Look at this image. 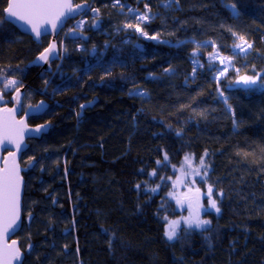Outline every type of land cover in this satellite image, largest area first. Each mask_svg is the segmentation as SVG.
Instances as JSON below:
<instances>
[{"label":"trees","instance_id":"1","mask_svg":"<svg viewBox=\"0 0 264 264\" xmlns=\"http://www.w3.org/2000/svg\"><path fill=\"white\" fill-rule=\"evenodd\" d=\"M166 1L121 0L140 11L147 2L153 14H159L148 25L150 34L159 32L160 39L172 42L192 37L212 40L223 46L224 55H231L233 39L220 25L230 26L254 43L246 57H235L236 66L249 65L242 72L252 65L264 69V0H239L243 5L239 20H233L225 7L236 0H179L178 6L164 8ZM88 2L101 10V31H87L90 40L84 45L64 39L61 32L57 41L59 48L67 47V59L59 72L60 61L52 64L54 75L35 66L15 74L31 93L25 99L28 104L43 100L49 106L48 114L31 117L28 124L51 122L47 134L28 141L20 160L26 168L30 156L44 157V171L37 165L23 173L22 217L26 221L27 210L35 217L31 228L15 236L23 253L29 242L35 246L25 264H264V157L259 152L264 145V96L225 91L237 118L243 120L234 134L231 115L216 93L213 72L207 70L211 48L200 49L205 68L198 70L193 82L189 56L194 45L174 48L135 34H114L110 32L113 0ZM6 28L0 34V67H25L50 39L38 49L13 25ZM126 39L130 43H124ZM134 42L143 45V59L136 54ZM93 45L103 54L101 66H95L97 58L90 54ZM82 46L86 52L80 50ZM116 56L127 66L112 68L109 62ZM169 65L177 70L174 76L163 75ZM107 68H112L110 77L105 75ZM122 73L130 79H121ZM44 79L52 81L47 94H42ZM65 81L70 86L53 95V87ZM228 83L224 80L221 87ZM135 90L148 95L130 96ZM86 103L92 106L77 116ZM179 129L182 137L176 136ZM205 148L215 153L206 159L213 166L214 193L220 189L224 193L222 202L218 200L221 213L203 215L212 221L209 231L197 230L180 242H167L162 217L178 216L173 198L167 195L171 180L158 193H151L148 189L160 179L150 178L149 173L156 169L159 176L172 179L178 173L171 165L166 171L158 168L160 150L168 151L179 168L184 152L193 153V161H198ZM198 187L207 188L201 182ZM66 229L70 230L67 236Z\"/></svg>","mask_w":264,"mask_h":264},{"label":"snow or ice","instance_id":"2","mask_svg":"<svg viewBox=\"0 0 264 264\" xmlns=\"http://www.w3.org/2000/svg\"><path fill=\"white\" fill-rule=\"evenodd\" d=\"M173 3L178 6L179 0H168L163 6L171 8ZM0 4L3 5L0 8V34L8 31L6 25H13L15 28L32 36L33 42L38 46V49L49 36L58 37L61 32H64V39L84 45L90 40V37L85 34L87 31H101L103 29L100 8L94 7L88 0H81L80 3H75L74 0H0ZM111 6L119 8L121 15H125L124 9H127L128 20L123 23L122 27L116 28L117 32L130 30L138 34L139 38H143L146 41L164 43L174 48H181L187 44L194 45L195 47L189 56L192 64L191 79L193 82L197 79L198 70L205 68V63L201 60L202 54L200 49H212V51L207 53L206 57L207 70L213 72L212 80L216 84V93L225 105L224 111L231 115L232 132L237 134L243 120L237 118L236 110L229 103L230 97L225 95V91H241L249 95L259 94L260 96H264V69L257 70L255 65H252L250 70L242 72V68L249 69V65L236 66L235 57L241 54L246 57L250 50L253 49L254 43L250 42L245 35L238 33L230 26L225 28L223 24L220 27L229 32L233 39L230 49L231 55H224L222 53L223 46L218 45L212 40L198 41L195 37L187 40H177L176 42L162 40L160 39L159 32L150 34L147 30L151 21L159 15L158 13L153 14L149 3H144V11L132 8L126 3H122L121 0H113ZM225 7L233 20L241 18L243 5L239 3V0L226 3ZM89 14L92 17L91 23L87 19H84ZM77 17H81V19H76ZM69 21H75V23L65 32V26L68 25ZM129 42L124 41V43ZM60 44L61 46L63 45L62 40ZM104 47H109V44L105 43ZM134 48L137 50L136 54L143 59L145 54L143 45L136 44ZM80 50L87 51L83 46ZM67 51V47L58 48L57 42L53 40L49 41L47 46L43 47L42 50H38L35 59L30 61L25 67L21 68L19 65L15 68L0 67V85H3V88H0V104L5 105L4 107H0V147L9 146L6 149L7 155L0 157V264H25L27 256L31 255L35 249V246L29 242L27 252L23 253L17 240L13 239L11 242L9 240L11 235L23 232L26 227L31 228L35 220L31 210H27L26 221L22 217L21 192L22 188L25 187V181L21 173L29 172L36 168L37 165H41L40 170L44 171L42 167L44 157L37 160L35 156H30L27 161V167H21L20 160L28 148L25 142L26 138H39L51 128V122L30 128L28 117H40L48 114L50 111L49 106L45 101L41 100L36 104L29 103L27 108H25L24 100L29 98L31 93L27 91L21 92V88L24 85L22 80L15 78V74L20 73L22 75L31 66L42 67L43 65H48V73L54 75L52 73V64L60 61V63H56V70L59 72L64 60L67 59ZM91 54L97 58V65L95 66H101L103 64V54L98 52L95 45L92 47ZM109 63L112 68L117 64L120 67L127 66L119 56L114 57ZM92 67L94 66H89V71H91ZM112 68L105 69L107 77L112 75ZM176 71V68L169 65L164 69L163 75L174 76ZM231 73H235L234 78L231 76ZM60 74L63 78V73L61 72ZM120 78L123 80L130 79L129 77H125L123 73ZM157 78L155 76L148 77V79ZM101 79L103 80L105 77H101ZM224 80L229 81L226 88L221 87ZM43 84L44 89L42 94H47L48 88L52 86V81L44 79ZM69 86V83L65 81L61 85L53 87V95L57 92H63ZM8 92H15V95L11 97V101L4 98ZM129 95L146 97L148 93L143 90H137L135 92L130 91ZM10 102H14V106L11 108L7 107V104ZM85 107L86 105L80 106L81 112H78L77 116L81 115ZM18 112H24V117L17 119ZM261 115L264 116V109H261ZM176 136L182 137L183 130H177ZM160 151H163V157L162 160L157 159L155 162L158 168L161 171H166L169 165H171L173 172H178L179 174L175 176V179H172L171 176H159V172L154 169L149 173V176L150 178L158 177L160 183L156 184L155 187L149 188L148 191L158 193L161 188L167 187V181L171 180L172 191L168 192L167 195L173 198L180 208L186 206L187 210L186 216L180 215L177 219H169L167 215L162 217L164 226L163 235L166 241L176 243L184 240L188 235L197 230L200 232L209 231L212 221L202 218L201 213L203 212L205 215H208L211 214L212 210H215V213L220 214L221 208L218 206V200L222 202L224 195L222 189L214 193V183L210 182L213 166L210 160L206 158H210L215 153L205 148L203 154L198 157V164L194 165V154L184 152L183 160L180 161L179 168H177V165L172 163L169 152L166 150ZM178 151H183V148ZM259 152L264 157V145L259 146ZM245 155H248V153H245ZM143 171L141 169V172ZM196 177H199L200 182L207 186L206 193H203L200 187H196ZM182 186L187 187V191L178 193L176 189ZM136 187L139 190L141 185L137 184ZM205 195L207 197V206L202 202V197ZM161 207L163 209V202ZM164 210L166 211V209ZM49 228L54 231L51 222ZM64 234L65 236L69 235L70 230L66 229ZM205 239L209 238L205 237ZM67 247L68 245H65V248ZM77 251H79V248H77Z\"/></svg>","mask_w":264,"mask_h":264},{"label":"rangeland","instance_id":"3","mask_svg":"<svg viewBox=\"0 0 264 264\" xmlns=\"http://www.w3.org/2000/svg\"><path fill=\"white\" fill-rule=\"evenodd\" d=\"M167 2H168V0H167L165 3H163V5L166 4ZM122 3H123V2H122ZM128 6H129V5H128ZM130 7H131V6H130ZM163 7H164V6H163ZM132 8H134V7H132ZM164 8H165V7H164ZM120 11H121V10H120L119 8H114V16H112V19L110 20V26H111L110 32H112V33H114V34L119 33V32L116 31V28H117V27H122V26H123V23H124L126 20H128L127 9H124L125 15H121V14H120ZM142 11H144V9H143ZM79 19H81V17H80ZM84 19H87L88 22L91 23V20H92L91 14H89L87 17H84ZM101 19H102V17H101ZM102 20H103V19H102ZM132 22H134V21H132ZM73 23H75V22H73ZM64 31L66 32L67 30H64ZM121 32L130 33V34H135V36L138 37V34L133 33V32H131L130 30H129V31H121ZM63 34H64V33H63ZM63 34H62V36H63ZM142 39H143V38H142ZM125 41H130V39H126ZM129 43H130V42H129ZM136 44H138V43L134 42V45H136ZM91 51H92V50H90V54H91ZM200 52H201V50H200ZM241 55L243 56V54H241ZM206 57H207V56H206ZM0 88H3V85H0ZM135 91H137V90H135ZM135 91H133V92H135ZM24 92H25V90H24ZM8 93H12V92H8ZM24 104H25V106L28 105V103H27L25 100H24ZM193 163H194V165H195V164H198V161H193ZM178 174H179V173H177V175H178ZM195 179L197 180L196 187H198V183L200 182V178H199V177H196ZM176 191H177L178 193L186 192V191H187V187H183V186H182V187H179V188L176 189ZM201 191H202L203 193H206V192H207V188H205V189H201ZM173 200H174V199H173ZM174 202H175V200H174ZM202 202L205 204V206H207V197H206V195L202 197ZM175 206H176V210H177V212H178V216H177L176 218H173V219H177V218H179L180 215H184V216L187 215L186 206H185L184 208H180V207L176 204V202H175ZM211 213H215V210H212ZM201 215H202V218H204V217H203V215H204L203 212L201 213ZM204 219H206V218H204Z\"/></svg>","mask_w":264,"mask_h":264},{"label":"water","instance_id":"4","mask_svg":"<svg viewBox=\"0 0 264 264\" xmlns=\"http://www.w3.org/2000/svg\"><path fill=\"white\" fill-rule=\"evenodd\" d=\"M77 18H79V17H77ZM76 18V19H77ZM17 29V28H16ZM18 30V32L19 33H21V34H24V35H27V36H29L30 38H31V40L33 41V38H32V36H30V35H28L27 33H25L24 31H22V30H20V29H17ZM48 38H50L49 39V41H53V40H55L56 42H57V44H58V41H57V36H49ZM58 48H59V45H58ZM35 59V58H34ZM33 59V60H34ZM57 62V61H56ZM29 64V63H28ZM27 64V65H28ZM35 67H38V66H35ZM39 68H41L44 72H48V65H43L42 67H39ZM21 92L23 93L24 92V88H21ZM13 95H15V92H13L11 95H10V97L8 98V99H6L5 97V99L6 100H9V101H11V97L13 96ZM8 104H10V105H8ZM7 104V107H9V108H11V107H13L14 106V102H10V103H8ZM84 105H86V107H90V106H92V103H86V104H84ZM5 105H3V104H0V107H4ZM85 107V108H86ZM25 108H27V106L25 107ZM24 117V112H18L17 113V119H20V118H23ZM32 116H29L28 117V120H29V118H31ZM43 124H45V123H43ZM30 126V128H35L37 125H34V126H32V125H29ZM45 134H47V133H45ZM44 134V135H45ZM37 139H40V137L39 138H33V139H27L26 138V144L28 145V147H29V142L28 141H30V140H37ZM9 146L8 145H5L4 147H0V157H2V156H6L7 155V148H8ZM28 149V148H27ZM21 164V163H20ZM21 167L22 168H25L24 166H22L21 165ZM23 173L24 172H22L21 173V175H23ZM24 181H25V179H24ZM25 188V187H24ZM24 188H22V192H21V200H22V205H23V195H24ZM15 236L16 235H11L10 236V240H9V242H11V240H17L18 241V245L20 246V241L17 239V238H15ZM22 251V250H21Z\"/></svg>","mask_w":264,"mask_h":264}]
</instances>
